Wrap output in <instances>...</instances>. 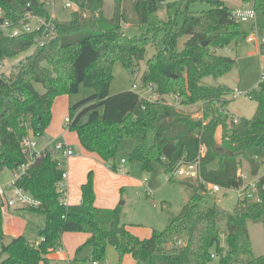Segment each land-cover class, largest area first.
I'll return each instance as SVG.
<instances>
[{
  "label": "trees",
  "instance_id": "trees-1",
  "mask_svg": "<svg viewBox=\"0 0 264 264\" xmlns=\"http://www.w3.org/2000/svg\"><path fill=\"white\" fill-rule=\"evenodd\" d=\"M68 1L77 8L69 20L54 21L56 39L37 48L24 64L0 80V173L27 163L21 148L23 138L29 131L36 137L44 136L53 120L55 100L78 95L82 88L94 93L70 108L69 127L78 133L86 152L97 155L115 171L112 162L124 139L135 141L130 161L140 163L146 172L155 163L162 164L166 173L172 172L180 162L196 160L201 147L207 150L201 172L209 183L238 188L244 160L253 173L258 171L264 160V81L249 93L257 104L255 115L239 118L237 123L228 109L234 91L206 83L208 78H222L238 66L237 59L218 54L246 37L230 6L218 0H188L183 22L178 23L170 5L168 18L159 17L163 0H134V20L126 12L124 0H115L111 18L105 15V0ZM196 2L208 3L211 9L190 11ZM243 2L264 16V0ZM0 9L4 13L0 23L7 20L16 27L27 24L29 15L51 18L46 2L40 0H0ZM124 23L144 34L126 35ZM37 35L10 38L0 30V64L29 51ZM148 45L156 53L147 63L144 84L155 85L162 96L178 95L183 108L199 106L198 118L162 101L143 100L136 91L110 94L114 65L121 62L134 73L145 60ZM260 50L264 56V45ZM36 84L45 92L40 93ZM85 116L87 122L80 125ZM59 161L47 151L16 182L41 203L30 211L46 218L37 247L23 236L13 239L9 247L4 245L0 208V242L7 256L0 264H41L59 249L65 233L89 234L78 252L90 248L96 260H105L108 247L113 246L120 261L130 255L137 264H210L213 254L221 264H264V255H253L248 226L249 221H264V188L258 201L239 200L234 210L228 211L207 198L201 187L182 183L193 193L181 213L168 220L165 230H154L150 238L141 239L123 223L122 207L96 206L92 173L81 187L79 205L62 202L58 185L64 170Z\"/></svg>",
  "mask_w": 264,
  "mask_h": 264
},
{
  "label": "rangeland",
  "instance_id": "rangeland-1",
  "mask_svg": "<svg viewBox=\"0 0 264 264\" xmlns=\"http://www.w3.org/2000/svg\"><path fill=\"white\" fill-rule=\"evenodd\" d=\"M45 2L47 0H40ZM134 0H124V7L126 12L131 14V19L134 20L135 17L132 15V3ZM162 9L159 12V17L163 20L168 18L167 6H172L171 15L175 18L178 23H182L185 13V5L188 0H163ZM222 1L227 5H230L232 0H218ZM68 0H50L51 4H47V8L54 18L59 21H67L71 18L72 11L76 9V5L73 9H65V5ZM54 3V4H53ZM115 9V0H105V15L108 18L113 16ZM211 9V5L205 2H196L190 5V11L193 12H203ZM258 27H260V32L264 34V16L262 14H257ZM33 27H35V21H31ZM252 22H242L241 30L244 34L249 36L253 32ZM124 32L130 37H140L144 34L139 28L131 27L127 28L126 24H123ZM246 37L240 40L238 49L236 47H230L229 50H220L219 55L232 57L237 59L238 66L229 74L222 78L214 79L208 78L206 83L213 86H226L230 89L238 90L241 95L234 99L232 96V102L230 104V109L233 113H236V117L251 118L256 113L257 104L252 100L248 93L252 89H256L261 81L262 73L264 70V59L260 55H251L256 49V43H250ZM187 39L182 41L181 45ZM258 44V43H257ZM156 51L151 46H147V55L144 61L141 62L139 70L134 73L128 71L121 62H117L113 68V81L110 86V94L117 95L126 91H136L139 92L145 73L148 71L147 63L155 55ZM26 54H22L19 57L7 60L5 62L7 74H9V66L15 64L24 58ZM36 88L40 93H44L45 89L42 85L36 84ZM94 93L93 90L82 88L78 95L73 96H60L58 97L53 105V121L56 125H62L63 132L67 133L64 138L62 135L58 138L53 137L50 141L54 144L61 143L72 147L76 154L82 152L78 133L72 131L69 125L66 123V119L70 117V108L79 103L80 101L88 98ZM71 103V106H70ZM179 110L189 113L198 118V112L201 110L199 106H192L183 108L180 107ZM79 112L76 113L78 115ZM237 113H239L237 115ZM88 116L81 119L80 125L87 122ZM47 131L45 132V134ZM221 132L218 133L217 143L220 144ZM44 138L38 139V144ZM42 139V140H41ZM67 143H66V142ZM135 141L131 139H124L119 147L118 154L116 156V167L117 171L112 169L110 165H106L101 160L93 159L91 163H88V159L82 157L75 158V174L77 181L81 183L82 179L84 182L88 180L90 173L94 177V185L96 191V200L105 201L107 198L112 196V192L117 191L120 194V199L118 205L123 207V223L133 225L132 229L134 231H140L142 234V239L148 238L152 234V230L163 231L165 230L169 217L173 218L181 213L183 207L186 203V194L190 195L193 193L191 189H186L182 184V179L176 177L172 181H167L165 178L166 171L162 164L155 163L151 171L146 172L143 170L140 163H133L130 161V154L133 151ZM73 160H68L70 168V186L68 184V189L70 192V197L75 198L80 195L81 185L77 188H73L71 185V174H73ZM125 161L129 173L122 172V163ZM91 165V166H90ZM243 171H249V164L244 160ZM15 173L12 170H5L0 174V182L3 180L14 179ZM195 186H199L197 183L193 182ZM206 197L212 201L217 202L223 208L228 211L234 210L235 206L239 201L238 193L231 191L227 194H218L216 196L212 195L211 192L205 193ZM124 203V205H121ZM97 205V201H96ZM118 207V206H117ZM26 216H28L29 231L32 235L31 239L34 240L39 238L38 227H43L45 225V217L42 214L26 211ZM226 221L221 222V229L224 230ZM249 232L253 246L254 257H260L264 255V221L261 223H255L249 221ZM70 234V233H68ZM78 234V233H73ZM27 240H29L27 238ZM73 246V242H70ZM37 244V243H35ZM84 244V243H83ZM83 244L77 246L74 250L70 249L66 243L62 240L61 246L56 252L62 251L64 249L68 258L49 261V264H93L96 260L93 258L92 252L88 248H83L80 252L78 249L83 246ZM63 248V249H62ZM54 252V253H56ZM7 256L2 253V243L0 242V260H5ZM127 258L120 261L119 255L113 246H109L107 250V256L105 260H96L98 264H128ZM248 258L244 257V261ZM130 262L133 261L130 259ZM131 263V264H132ZM44 264V263H42ZM210 264H221L219 258H215Z\"/></svg>",
  "mask_w": 264,
  "mask_h": 264
},
{
  "label": "built area",
  "instance_id": "built-area-1",
  "mask_svg": "<svg viewBox=\"0 0 264 264\" xmlns=\"http://www.w3.org/2000/svg\"><path fill=\"white\" fill-rule=\"evenodd\" d=\"M243 1V0H242ZM46 4H51L50 0L45 1ZM244 3V2H243ZM54 4V3H53ZM75 4L71 1H68L65 5V9H73ZM3 11L0 9V18L3 17ZM233 17L240 23L242 22H252L253 32L250 36L247 37L249 42H256L260 46L264 45V34L260 32V28L257 25V12L255 11L252 4H245L242 8L233 9ZM35 21V27L32 26L31 21ZM57 20L53 16L49 20L40 16H28V23L23 27H16L11 24L9 21L4 20L0 23V30L10 38H16L23 34H30L37 32L38 35L35 39V44L33 47L27 51L20 61L16 62L9 66V72L11 73L16 68L25 63L26 58L30 56L37 48L44 47L45 45L54 41L57 37V28L54 21ZM6 65L0 64V80L4 79L7 71L5 70ZM261 81H264V70L262 73ZM260 81V82H261ZM156 86L153 84L145 85L144 81L138 92L139 96L143 100L149 101H162L165 104L180 108V100L178 95H160L156 91ZM241 93L238 90H234V98L240 96ZM249 96V93H248ZM226 113H228L226 111ZM231 114V112H230ZM199 117V116H198ZM235 122L237 123L239 118L234 117ZM66 123L69 125L71 123L70 117L66 119ZM43 137V136H41ZM41 137L34 136L32 131H29L28 135L23 138L21 141V148L24 155L27 158V163L20 166L14 171V179H12L7 185L0 186V208L1 212L4 215L9 209H35L38 208L41 203L29 193L24 191L22 188L18 187L16 182L21 177L23 173L26 172L28 167L34 163V161L42 156L45 152L50 151L56 156L62 155L63 158L59 161V167L64 170L62 175V180L59 182L58 191L62 195V202L67 204V180L69 174L66 169L67 158L74 155L72 148L68 147L65 144L58 143L53 150L45 148L44 150L38 149V139ZM206 148L201 147L199 156L196 160L192 162H180L176 168L167 173L166 180L172 181L176 177L181 178L184 181L195 182L202 188L203 194L211 192L212 195L216 196L221 193H229L235 191L238 193L239 200L255 202L259 199V192L261 187L264 188V160L261 161L260 167L256 173H253L252 169L249 171H243L242 169L238 172V177L240 179L241 185L235 189H225L221 186L213 183L207 182L202 176V159L206 155ZM125 163V161H123ZM225 238V235H224ZM42 239L40 240V242ZM32 243V246L37 247L39 244ZM182 245V242H180ZM212 258L215 259L217 256L212 255ZM94 264H97L96 262Z\"/></svg>",
  "mask_w": 264,
  "mask_h": 264
},
{
  "label": "crops",
  "instance_id": "crops-1",
  "mask_svg": "<svg viewBox=\"0 0 264 264\" xmlns=\"http://www.w3.org/2000/svg\"><path fill=\"white\" fill-rule=\"evenodd\" d=\"M231 3H230V5H228V6H230L232 9H237V8H242L243 6H244V3H243V1L242 0H232V1H230ZM56 19V18H55ZM257 22V24H258V21H256ZM253 24V23H252ZM253 26V25H252ZM126 27L127 28H131V27H133L131 24H126ZM260 28V27H259ZM123 30H124V28H123ZM261 30V29H260ZM248 36H249V33L247 34ZM246 35V36H247ZM240 43V42H239ZM250 43H256V42H250ZM256 49H255V51L253 52V53H251V55H260V56H262V58L264 59V56L261 54V50H260V45L259 44H257L256 43ZM238 46H239V44L236 46V48L238 49ZM230 48H227V49H224V51H226V50H229ZM224 87H226V86H224ZM233 90V89H232ZM254 89H252L251 91H253ZM232 102V101H231ZM70 106H71V103H70ZM230 106V105H229ZM228 108H230V107H228ZM229 111L231 112V114L233 115V116H235L236 117V113H233L230 109H229ZM239 113H237V115H238ZM255 115V114H254ZM253 115V116H254ZM237 118H245V117H239V116H237ZM252 118V117H251ZM53 121V120H52ZM219 132H221V131H219ZM218 132V133H219ZM63 136L64 138L67 136V133H65V132H63V130H62V125L60 124V125H56L54 122L53 123H51V126L47 129V133L44 135V138H43V140L42 141H40V144H38V149L41 151V150H44L45 148H49V149H51V150H53L54 148H52V146L54 145L52 142L53 141H50L51 139H53V137H55V138H58L59 136ZM218 137V136H217ZM219 140V142L221 143V141H222V132H221V135H220V139H218ZM66 142V141H65ZM80 142V141H79ZM67 143V142H66ZM67 146H68V143H67ZM80 146H81V149H82V152H80L79 154H76V152H75V150L70 146V148H72L73 149V151H74V155L73 156H71V157H69V158H67V164H66V169H67V172H68V174H69V178H68V180H67V204L68 205H79L80 203H81V201H82V192L80 191V195L79 196H77V197H75V198H71L70 197V192H69V189H68V184H69V186H70V168H69V163H68V160H75V158H77V157H80V158H82V157H84V158H86V159H88V163H91V161L93 160V159H96V160H101L97 155H94V154H90V153H88V152H86L84 149H83V147H82V145H81V143H80ZM135 146H136V144L134 145V147H133V149L135 148ZM60 159H62L63 158V156L62 155H60V156H58ZM102 162H104L103 160H101ZM76 162H78V161H74L73 162V174H71V185L73 186V188H78L79 187V185L80 184H84L85 182L83 181V179H82V181H81V183L80 182H78L77 181V178H76V174H75V166H76ZM105 163V162H104ZM115 163H116V159H115V161H113L112 162V164H114L115 165ZM106 165H109V164H107V163H105ZM122 172L123 173H126V174H128L129 173V170H128V168H127V164L125 165V163H122ZM91 166V165H90ZM116 166V165H115ZM111 167V166H110ZM118 169V168H117ZM251 168H250V166H249V170H250ZM4 172V171H3ZM3 172H1V173H3ZM14 172V171H13ZM0 173V174H1ZM166 175H167V173H166ZM166 175H165V178H166ZM12 179H10L9 181L8 180H3V182H0V186H5V185H7L10 181H11ZM183 182L182 183H185V182H187V181H184V180H182ZM190 182V181H189ZM191 184H193L192 182H190ZM81 185V186H82ZM185 187V186H184ZM187 189V188H186ZM96 191H97V193H98V190H95V193H96ZM185 194H186V202L188 201V199L190 198V194L189 193H187L186 191H185ZM119 199H120V194H118V192L117 191H114V192H112V196L111 197H109V198H107V200H103V201H100L99 200V198H98V200H96L97 201V207L98 208H102V209H114V208H116L117 206H120V205H118V202H119ZM123 205H124V203H122ZM186 204V203H185ZM120 207H122V206H120ZM123 208V207H122ZM26 211H30V210H25V209H9L4 215L2 214V216H3V229H4V234H5V237H7V238H10V239H16V238H19V237H25L26 238V240H27V238L29 239V240H27L28 242H30V243H39L40 242V240H41V238H40V236H39V238L38 239H36L35 237H33L34 238V240H32L31 238V236L32 235H30L31 234V231H29V228H28V226H29V223H28V216H26ZM124 211V210H123ZM31 212V211H30ZM45 217V216H44ZM169 219H170V217H169ZM168 219V220H169ZM45 223H46V218H45ZM126 226H127V228L134 234V235H136L137 237H139V238H143L142 237V234H141V232L140 231H134V229H132V226L133 225H129V224H126ZM45 227V225L41 228V227H38V231H40L41 229H43ZM153 231L154 230H152V233H153ZM152 236V234L148 237V238H150ZM89 238H90V235L89 234H87V233H78V234H73V233H70V234H68V233H65L64 235H63V238H62V240L66 243V245L70 248V249H72V250H74L77 246H79V245H81V244H85L88 240H89ZM145 239H147V238H145ZM70 242H73V246L71 245V243ZM83 244V245H84ZM63 249V248H62ZM90 251H91V249L90 248H88ZM92 252V251H91ZM68 258V256L66 255V253H65V251H64V249L62 250V251H59V252H56V253H52V254H50V255H48L47 256V259H46V261L45 262H42V263H44V264H49V261H51L52 259H54V260H59V259H64V258ZM125 258H127V263L128 264H131L132 262H130V259L133 261V263L132 264H137L136 262H135V260L132 258V256H130V255H127ZM6 259V258H5ZM69 259V258H68ZM0 262H2L1 260H0ZM41 263V264H42ZM95 262L93 261V264H94ZM98 264V263H97Z\"/></svg>",
  "mask_w": 264,
  "mask_h": 264
},
{
  "label": "water",
  "instance_id": "water-1",
  "mask_svg": "<svg viewBox=\"0 0 264 264\" xmlns=\"http://www.w3.org/2000/svg\"><path fill=\"white\" fill-rule=\"evenodd\" d=\"M206 45H207V42L203 43V46H206ZM121 205H123V204H121ZM12 242H13L12 239L5 237V239H4V245L6 247H9L12 244Z\"/></svg>",
  "mask_w": 264,
  "mask_h": 264
}]
</instances>
